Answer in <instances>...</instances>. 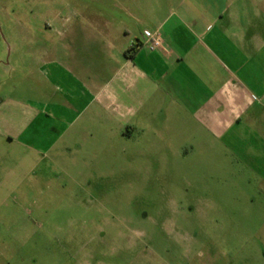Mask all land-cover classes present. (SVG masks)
<instances>
[{"label":"rangeland","instance_id":"374dc122","mask_svg":"<svg viewBox=\"0 0 264 264\" xmlns=\"http://www.w3.org/2000/svg\"><path fill=\"white\" fill-rule=\"evenodd\" d=\"M200 1L0 0V98L47 106L46 76L32 68L83 16L122 17L127 8L138 20L126 25L154 30ZM204 5L252 19L260 10L250 0ZM193 132L190 145H167L153 132L132 141L110 131L82 153L37 157L36 169L33 152L1 147L0 264H264L263 165L246 146L217 138L220 130Z\"/></svg>","mask_w":264,"mask_h":264},{"label":"crops","instance_id":"0c3cea01","mask_svg":"<svg viewBox=\"0 0 264 264\" xmlns=\"http://www.w3.org/2000/svg\"><path fill=\"white\" fill-rule=\"evenodd\" d=\"M250 1L260 7L253 19L239 9L217 15L202 0L201 9L186 5L154 30L126 25L138 20L127 8L122 17L83 16L32 68L46 76L47 106L0 98V148L33 152L36 169L37 157L53 163L72 147L82 153L89 140L136 141L153 132L167 145H190L199 140L193 130L203 128L246 146L264 167V0ZM145 31L160 33L159 49H149ZM260 242L264 253V237Z\"/></svg>","mask_w":264,"mask_h":264},{"label":"built area","instance_id":"2783aa9c","mask_svg":"<svg viewBox=\"0 0 264 264\" xmlns=\"http://www.w3.org/2000/svg\"><path fill=\"white\" fill-rule=\"evenodd\" d=\"M146 43L151 51L157 50L162 46V38L159 32L145 31Z\"/></svg>","mask_w":264,"mask_h":264}]
</instances>
